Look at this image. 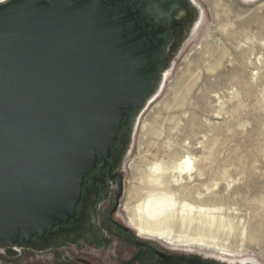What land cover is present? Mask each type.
Returning a JSON list of instances; mask_svg holds the SVG:
<instances>
[{"label":"water","instance_id":"1","mask_svg":"<svg viewBox=\"0 0 264 264\" xmlns=\"http://www.w3.org/2000/svg\"><path fill=\"white\" fill-rule=\"evenodd\" d=\"M138 7L128 0L0 6V246L47 249L31 240L75 220L81 202L88 207L99 159L130 143L171 63V33L139 23ZM116 177L115 209L124 194Z\"/></svg>","mask_w":264,"mask_h":264},{"label":"rangeland","instance_id":"2","mask_svg":"<svg viewBox=\"0 0 264 264\" xmlns=\"http://www.w3.org/2000/svg\"><path fill=\"white\" fill-rule=\"evenodd\" d=\"M195 1L188 5L193 26L185 29L179 50L166 53L171 73L163 92L121 151L117 172L124 194L115 219L131 227L128 208L142 200L133 192L146 188L151 164L172 169L189 157L193 168L169 171L161 190L179 202L217 210L233 229H209L216 238H203L193 232L198 221L176 216L167 230L191 244L141 239L211 264H264V0ZM119 186L110 181L99 198L105 217ZM94 247L0 246V264H76L81 256L108 254ZM10 248L19 255H8Z\"/></svg>","mask_w":264,"mask_h":264},{"label":"flooded vegetation","instance_id":"3","mask_svg":"<svg viewBox=\"0 0 264 264\" xmlns=\"http://www.w3.org/2000/svg\"><path fill=\"white\" fill-rule=\"evenodd\" d=\"M128 4L139 5L136 10L139 13L137 14L139 23L143 20L146 23L155 22L156 29L171 33L172 42L168 46V54L171 48H178L185 29L193 26L194 16L190 7L186 5V0H172L165 5L161 0L144 2L128 0ZM170 25H173V28ZM121 137L122 132L116 143L117 149ZM120 155L121 151H118L108 161L99 159L95 171L89 176L97 180L93 184L92 193L86 199L89 201L88 207L84 210L81 202L77 209L76 221L72 220L68 225L54 228L43 237H34L31 242L47 248L65 247L76 242L81 247L85 244L89 247L95 246L97 250L104 248L108 251L105 257L101 254L92 259L88 256L76 258V264H211L198 258L167 252L160 246L141 239L146 237L142 236L131 223H129L131 227H127L115 219L118 208L108 210L105 217L97 203L99 198L106 196L110 181L119 185L120 180L116 175ZM20 243L23 241L18 242Z\"/></svg>","mask_w":264,"mask_h":264},{"label":"bare ground","instance_id":"4","mask_svg":"<svg viewBox=\"0 0 264 264\" xmlns=\"http://www.w3.org/2000/svg\"><path fill=\"white\" fill-rule=\"evenodd\" d=\"M11 1L12 0H2L0 1V6L8 4ZM245 1L250 3L258 0ZM190 2L192 5L196 4L195 0H186V5L190 6ZM183 8H185V6ZM170 27L173 28V25H170ZM170 73V67L161 73L160 83L156 91L144 104L136 117L133 125L134 131L137 130L142 115L163 92ZM176 164L177 165L172 167V169L158 163H154L149 166V175L146 176L145 181L143 182V184L146 185V188L140 190L138 189L133 192L135 195L134 197H142V200L136 206L128 208L131 225H133V227L142 236L146 238H157L167 242L168 244H174L175 242L191 244L188 240L172 238L171 234L167 230L176 216H181L182 220L191 224L198 221L196 230L193 232L195 235L202 236L203 238H216L217 231L209 229L221 230V228H228L232 230V222L228 223L227 226L224 225V222L220 221L218 216L214 213L217 210L215 211V209L210 210L205 207H197L185 200L179 202L172 193H169L165 189L161 190V188H165L166 186L163 178L169 171H178V173L182 174L193 168L189 157L180 160L179 163Z\"/></svg>","mask_w":264,"mask_h":264}]
</instances>
